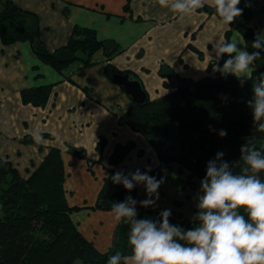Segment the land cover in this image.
<instances>
[{
	"label": "crops",
	"instance_id": "1",
	"mask_svg": "<svg viewBox=\"0 0 264 264\" xmlns=\"http://www.w3.org/2000/svg\"><path fill=\"white\" fill-rule=\"evenodd\" d=\"M13 2L37 15L40 37L50 53L66 47L76 27L94 30L110 47L95 52L90 66L71 62L58 70L39 59L29 41L6 45L0 38V159L10 162L28 180L50 149L61 150L66 200L70 207L79 208L71 213V220L100 252L112 247L121 222L113 219L110 209L95 208L110 171L127 174L137 168L142 172L151 168L149 175L164 179L159 200L152 208L170 209V217L178 220H193L201 181L195 177L192 187L178 189L176 180H187L189 172L180 171L176 164L171 174H156L160 162L148 139L119 121L135 104L109 78L108 68L134 75L149 99H158L176 90L172 75L193 81L207 76L209 66L215 64L208 59L212 44L231 39L238 31L232 25L229 30L218 24L211 0H206V7L197 14L183 19L161 8L157 0H131L128 8L127 0ZM247 2L255 11L250 21L256 19V23L251 27L259 32L264 29V0ZM245 3L241 0L239 7ZM240 44L248 51L241 33ZM44 86L52 87L46 105L24 104V90ZM102 139L106 144L100 153ZM128 143H134L135 148L121 163L110 165L116 147ZM74 150L83 155H75ZM139 187L137 201L146 198L144 186Z\"/></svg>",
	"mask_w": 264,
	"mask_h": 264
},
{
	"label": "trees",
	"instance_id": "2",
	"mask_svg": "<svg viewBox=\"0 0 264 264\" xmlns=\"http://www.w3.org/2000/svg\"><path fill=\"white\" fill-rule=\"evenodd\" d=\"M130 1L127 0L126 8ZM240 8L243 9L242 16L231 25L244 36L248 51H257L251 44L254 35L264 34V29L258 32L248 26L247 22L255 12L252 6ZM0 38L6 45L29 41L36 56L58 70L69 64L56 61L55 56L61 50L70 52L73 62L90 66L95 52L110 47L109 43L97 38L94 30L76 27L67 46L50 53L40 37L37 15L22 10L13 0H0ZM260 51L256 69L247 79L213 72L211 64L207 76L198 81L179 78L175 91L158 99H148L142 106L135 105L120 117L122 124L143 135L156 151L160 162L156 171L158 176L171 174L172 165L176 164L180 171L189 172L184 183L176 180L177 188L192 187L193 178L201 181L205 177L207 162L214 159L217 152L222 151L223 159L239 172L243 166L240 161L242 145L254 144L258 150L264 151V132L257 130L252 111L247 107L253 83L264 73V50ZM223 63V60L219 62L221 67ZM111 69L114 68L109 67L108 72ZM51 90V86L24 90L23 102L44 106ZM221 129L227 131L223 138L218 135ZM105 144L102 139L98 146L100 153ZM134 148V143L118 145L110 158V165L121 163ZM113 174L110 171L98 195L97 209H106L101 204L104 201L112 205L129 195L136 199L139 185L127 192L122 185L112 183ZM260 178L264 180V173ZM64 180L62 152L57 148L50 149L28 180L23 179L10 162L0 159V264H107L109 257L117 251L130 253V225L123 220L115 230L112 247L106 252L98 251L78 232L71 213L79 208L68 205ZM139 208L147 212H137L138 219L159 218L160 209ZM170 223L185 230L197 226L193 220L173 217H170Z\"/></svg>",
	"mask_w": 264,
	"mask_h": 264
},
{
	"label": "clouds",
	"instance_id": "3",
	"mask_svg": "<svg viewBox=\"0 0 264 264\" xmlns=\"http://www.w3.org/2000/svg\"><path fill=\"white\" fill-rule=\"evenodd\" d=\"M161 8L170 10L183 19L197 14L206 7V0H157ZM241 0H211L218 24L230 29V25L243 14ZM251 6L245 3V7ZM240 33L231 39L212 44L208 59L215 61L213 72L237 79L248 77L255 70V62L264 50V34L256 33L252 48L240 47ZM228 57L222 67L219 61ZM252 111L253 123L264 132V73L253 83L252 96L247 101ZM212 130V129H210ZM223 138L226 130H219ZM39 138V137H38ZM243 166L239 172L217 152L207 162L206 175L197 193V213L193 221L197 226L183 229L170 223L171 210H162L158 219H138L137 205L155 207L159 200V188L164 179L149 175L151 168L134 172L117 171L111 176L115 185H122L131 192L143 185L146 198L137 201L126 196L122 202H114L110 212L117 222L130 225L128 244L130 253L117 251L107 264H264V151L255 145L241 146Z\"/></svg>",
	"mask_w": 264,
	"mask_h": 264
},
{
	"label": "water",
	"instance_id": "4",
	"mask_svg": "<svg viewBox=\"0 0 264 264\" xmlns=\"http://www.w3.org/2000/svg\"><path fill=\"white\" fill-rule=\"evenodd\" d=\"M254 23H256V19H253L252 21L247 22L248 26H250V27L253 26ZM55 59L58 63H61V64L71 63L74 61L73 55L70 52H68L67 50L59 51L56 54ZM108 76L111 80H113L115 83H117L118 85H120L124 89V91L132 99V101L134 102L135 105L142 106L149 99V96H148L146 90L144 89L141 81L138 78H136L134 75H132L130 73H121V72H118L114 69H111L108 72ZM171 77H172L173 81L177 80L174 75H172ZM176 84H177V82L175 83V86H176ZM73 153L77 156L83 155V153L81 151H78V150H74ZM101 204L105 208H108V209L111 208V204L108 201H104ZM137 212H139V213L145 212L146 213L147 211L141 210L139 207H137Z\"/></svg>",
	"mask_w": 264,
	"mask_h": 264
},
{
	"label": "rangeland",
	"instance_id": "5",
	"mask_svg": "<svg viewBox=\"0 0 264 264\" xmlns=\"http://www.w3.org/2000/svg\"><path fill=\"white\" fill-rule=\"evenodd\" d=\"M185 181H187V180H185ZM185 181L180 180V183H184Z\"/></svg>",
	"mask_w": 264,
	"mask_h": 264
}]
</instances>
